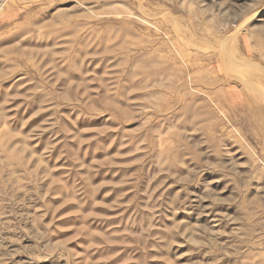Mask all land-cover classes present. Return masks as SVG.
Returning a JSON list of instances; mask_svg holds the SVG:
<instances>
[{"label":"rangeland","instance_id":"374dc122","mask_svg":"<svg viewBox=\"0 0 264 264\" xmlns=\"http://www.w3.org/2000/svg\"><path fill=\"white\" fill-rule=\"evenodd\" d=\"M0 264H264V0H2Z\"/></svg>","mask_w":264,"mask_h":264},{"label":"built area","instance_id":"2783aa9c","mask_svg":"<svg viewBox=\"0 0 264 264\" xmlns=\"http://www.w3.org/2000/svg\"><path fill=\"white\" fill-rule=\"evenodd\" d=\"M4 8V3L2 2V0H0V13L3 11Z\"/></svg>","mask_w":264,"mask_h":264}]
</instances>
